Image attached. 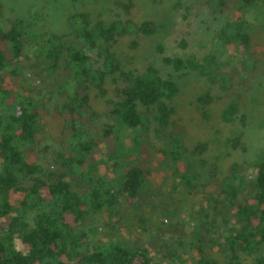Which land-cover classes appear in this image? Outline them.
<instances>
[{"label":"trees","instance_id":"obj_1","mask_svg":"<svg viewBox=\"0 0 264 264\" xmlns=\"http://www.w3.org/2000/svg\"><path fill=\"white\" fill-rule=\"evenodd\" d=\"M195 1L211 15L231 12L232 18L216 32L213 55L211 50L204 58L209 66H200L206 70L200 73L219 68L222 60L215 57L229 50L247 61L254 25L264 29V0ZM66 20V38L27 29L19 20L0 28V264H159L144 248L113 240L93 244L87 251L85 230H74L84 217L110 209L121 197L137 199L151 171H162L160 161L154 162L159 150L148 148L146 153L145 147L152 144L151 128L166 145L159 152L168 174L177 184H186L187 193L196 189L202 196L200 219L197 216L189 241L190 261L180 254L169 264H264V159L250 163V177L238 163L229 164L224 173L212 165L216 170L211 168L207 177L193 171L190 158L203 146L197 144L188 152L180 130H164L172 124L174 109L168 102L178 91L177 83L153 67L135 74L123 71L112 50L124 33H151L152 26L133 28L118 19L92 22L86 13H72ZM23 56L33 61L32 74L59 83L58 91L66 96L59 110L56 155L63 169L57 173L41 165L38 137L45 131V102L25 76ZM162 61L177 71L192 68L182 58ZM108 76L119 82L110 91L104 87ZM90 94L103 99L100 124L96 120L101 114L91 105ZM236 110L237 105L229 103L222 120L231 121ZM120 134L121 140L136 146L137 160L125 157L129 150L112 153ZM100 147L113 160L106 168L95 159ZM116 154L124 157L122 170L120 164L116 171ZM76 176L85 193L73 186Z\"/></svg>","mask_w":264,"mask_h":264},{"label":"rangeland","instance_id":"obj_2","mask_svg":"<svg viewBox=\"0 0 264 264\" xmlns=\"http://www.w3.org/2000/svg\"><path fill=\"white\" fill-rule=\"evenodd\" d=\"M72 13H86L92 22L118 19L129 21L133 28L143 23L151 25V33L133 29L117 38L112 50L119 67L133 74L153 67L161 77H169L177 83L178 91L168 102L174 109L172 124L164 130L176 133L180 130L188 152L197 144L203 146L198 156L190 158V163L195 164L193 171L207 177L212 165L217 167V170L212 168L216 172L224 173L229 164L238 163L245 167L250 177V163L264 159V29L261 26L253 27V51L247 61L239 52L229 50L222 58V55L215 57L217 62L222 60L219 68L211 67L213 69L204 75L200 70H206L200 66H209L205 65L204 58L209 57L211 50L213 55L215 34L224 20L232 18L231 12L211 15L195 0H0V28L6 29L14 20H19L27 29L55 32L66 38L69 31L66 19ZM29 39L35 40L31 36ZM164 57L182 58L185 64L189 60L192 68L188 66L177 71L163 63ZM26 58H20L25 66V76L36 86L37 96L45 102V131L38 137L41 165L45 170L57 173L63 169L56 155L62 123L59 110L66 96L58 91L59 83L32 74L30 64L33 61ZM114 78H106L104 87L108 91L119 85ZM90 103L101 114L96 120V124H100L105 106L103 99L90 94ZM229 103H235L237 110L231 121H223L221 112ZM149 132L152 144L149 147L146 144V153H149L148 148L166 150L159 135L152 128ZM115 146L113 154L118 150H129L125 157L132 162L138 159L135 145L120 138ZM159 151L154 162L160 161L162 171H151L137 199L121 197L110 209L90 214L74 225L77 232L85 230V250L93 244L98 246L113 240L144 248L147 256L159 264H169L170 259H174L172 256L180 254L190 261L189 241L197 216L200 219L202 196L195 193L196 189L190 190L189 194L186 184L174 182ZM116 156L117 171L124 157ZM95 159L103 168L113 163L103 147L96 152ZM118 169H124V164ZM104 172L109 173V170ZM72 183L79 194L85 193L84 184L77 176ZM208 188L211 190L212 187Z\"/></svg>","mask_w":264,"mask_h":264}]
</instances>
